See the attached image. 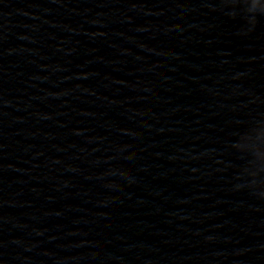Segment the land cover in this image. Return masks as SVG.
Returning <instances> with one entry per match:
<instances>
[{
  "label": "water",
  "instance_id": "obj_1",
  "mask_svg": "<svg viewBox=\"0 0 264 264\" xmlns=\"http://www.w3.org/2000/svg\"><path fill=\"white\" fill-rule=\"evenodd\" d=\"M0 264H264V0H0Z\"/></svg>",
  "mask_w": 264,
  "mask_h": 264
}]
</instances>
